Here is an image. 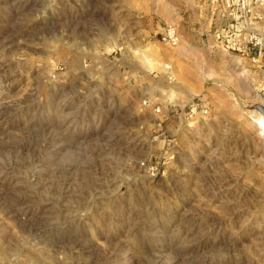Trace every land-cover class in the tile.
<instances>
[{
  "label": "rangeland",
  "instance_id": "374dc122",
  "mask_svg": "<svg viewBox=\"0 0 264 264\" xmlns=\"http://www.w3.org/2000/svg\"><path fill=\"white\" fill-rule=\"evenodd\" d=\"M246 1L0 0V264H264Z\"/></svg>",
  "mask_w": 264,
  "mask_h": 264
},
{
  "label": "built area",
  "instance_id": "2783aa9c",
  "mask_svg": "<svg viewBox=\"0 0 264 264\" xmlns=\"http://www.w3.org/2000/svg\"><path fill=\"white\" fill-rule=\"evenodd\" d=\"M216 2V0H213ZM233 0H223V3L226 6L230 5V2ZM264 0H247L245 6L240 7L239 12H241V17H247V15H250L251 9L254 5H257V3H262ZM217 3L220 4L221 10V0H217ZM217 4V5H218ZM217 11V16H221V13ZM214 13V12H213ZM247 14V15H246ZM244 32L240 35L238 38V41L233 43V45H227V48L230 49V51L234 52H242L244 55H250L251 60H255L253 57L256 55V57H264V30L257 31L255 29H244ZM160 41L169 46H174L178 42V33L174 25L172 24H165L163 26L162 31L160 32ZM255 52V53H253ZM197 103L191 102L189 105V112L192 114L196 109ZM203 113L206 112L205 109L201 110Z\"/></svg>",
  "mask_w": 264,
  "mask_h": 264
},
{
  "label": "crops",
  "instance_id": "0c3cea01",
  "mask_svg": "<svg viewBox=\"0 0 264 264\" xmlns=\"http://www.w3.org/2000/svg\"><path fill=\"white\" fill-rule=\"evenodd\" d=\"M215 18H217V20L219 19V16H216ZM203 26L205 29V27L207 28V25L205 23L202 22V25L200 26H196V28L194 26L189 27L188 30H190L189 32H187L185 35H183V42H182V46L184 50H187V52H193L196 54H199L202 52H207V50H209L207 47H205V44L209 43V39L204 40L203 38H201V30L200 27ZM208 29H211L210 24L208 26ZM218 30V29H217ZM215 44V43H214ZM202 56V55H201Z\"/></svg>",
  "mask_w": 264,
  "mask_h": 264
}]
</instances>
